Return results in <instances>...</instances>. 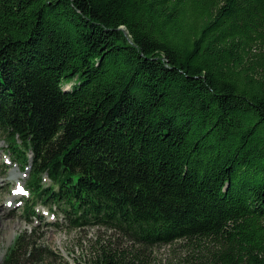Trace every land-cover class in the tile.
Here are the masks:
<instances>
[{
    "label": "trees",
    "instance_id": "trees-1",
    "mask_svg": "<svg viewBox=\"0 0 264 264\" xmlns=\"http://www.w3.org/2000/svg\"><path fill=\"white\" fill-rule=\"evenodd\" d=\"M0 134L80 264H264V0H0Z\"/></svg>",
    "mask_w": 264,
    "mask_h": 264
},
{
    "label": "rangeland",
    "instance_id": "rangeland-1",
    "mask_svg": "<svg viewBox=\"0 0 264 264\" xmlns=\"http://www.w3.org/2000/svg\"><path fill=\"white\" fill-rule=\"evenodd\" d=\"M12 172L22 177L11 179ZM28 172V168L22 170L18 163L12 162L5 139L0 134V263L8 249L15 244L17 237L23 233L25 237L36 240L38 245L41 244L52 251L43 264H80L88 249L87 243L96 233L97 227L69 230L61 225V214L48 210L43 205L34 208L36 215L31 222H27L21 214L23 196L16 194L11 200L10 195L14 194L18 183L26 184ZM27 195L28 192L24 197ZM47 210L48 216L45 217ZM56 223H59V226ZM150 252L149 264H183L182 259L186 254L184 247L178 244L155 246Z\"/></svg>",
    "mask_w": 264,
    "mask_h": 264
},
{
    "label": "bare ground",
    "instance_id": "bare-ground-1",
    "mask_svg": "<svg viewBox=\"0 0 264 264\" xmlns=\"http://www.w3.org/2000/svg\"><path fill=\"white\" fill-rule=\"evenodd\" d=\"M20 177H22V176L19 175V174L14 173V172H12V173L10 174V178H11V179H14V178L19 179ZM16 194H17L16 191H14V194H13V195H12V194L10 195V199L13 200V198H14V196H15Z\"/></svg>",
    "mask_w": 264,
    "mask_h": 264
},
{
    "label": "snow or ice",
    "instance_id": "snow-or-ice-1",
    "mask_svg": "<svg viewBox=\"0 0 264 264\" xmlns=\"http://www.w3.org/2000/svg\"><path fill=\"white\" fill-rule=\"evenodd\" d=\"M22 191V190H21Z\"/></svg>",
    "mask_w": 264,
    "mask_h": 264
}]
</instances>
